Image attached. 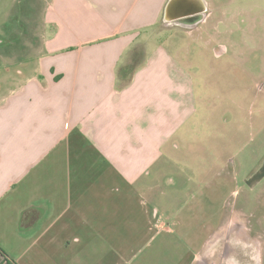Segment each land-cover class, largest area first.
<instances>
[{
	"label": "crops",
	"instance_id": "obj_1",
	"mask_svg": "<svg viewBox=\"0 0 264 264\" xmlns=\"http://www.w3.org/2000/svg\"><path fill=\"white\" fill-rule=\"evenodd\" d=\"M41 1L40 19L30 0L25 25L0 38V46L13 47L0 54V264H159L162 235L176 233L180 211L163 221L158 182L172 181L198 149L189 122L215 112L217 132L200 131L219 150L218 170L204 166L208 191L198 193L211 217L203 245L209 253L220 244L223 264H264V88L249 100L250 139L242 144L236 109L198 95L187 68L156 39L171 28L219 36L225 20L208 26L219 0H200L205 11L193 25L177 24L180 0L170 8L171 0ZM217 44L213 53L221 58L229 48ZM134 50L143 63L123 85L119 72ZM29 55L32 63L23 60ZM231 101L243 108L241 95ZM227 117L237 118L228 142ZM220 182L232 187L227 208L209 199Z\"/></svg>",
	"mask_w": 264,
	"mask_h": 264
},
{
	"label": "rangeland",
	"instance_id": "obj_2",
	"mask_svg": "<svg viewBox=\"0 0 264 264\" xmlns=\"http://www.w3.org/2000/svg\"><path fill=\"white\" fill-rule=\"evenodd\" d=\"M219 2L220 6L216 8L215 14L208 24L209 28L215 29L219 18L225 20L218 27L220 29L219 36L215 37L209 34L200 38L198 32H194L191 36L188 32L181 29L171 28L170 30L162 29L156 39L157 43H162L193 76L196 82L197 94L208 93L212 97L210 100L212 105L224 103L227 109H231L233 112L236 109V116L239 121L241 120L243 127L240 139L241 143L244 144L249 142L250 139L249 132L252 115L248 109L249 100L256 92L260 93V88H264V0H219ZM28 3H30V0H0L1 39L8 35L9 29L16 30L19 28L18 30H20L21 25H25L28 15H30L28 13L30 7ZM41 3V0H37V14L34 17L36 20L40 19L38 16L43 12ZM232 17H234L233 20H231ZM161 25L162 27L168 26L167 23H162ZM7 38L11 41L10 43L23 46L18 43L19 39L15 36L11 38L7 36ZM4 40H6V37ZM218 42L229 48V52L221 58H216L213 53V47ZM12 48H7V45H1L0 54L4 57L7 50ZM6 60L8 61V59ZM23 60L28 63L35 61L32 55L27 56ZM1 62L4 61L2 60ZM10 67L13 66L10 65ZM203 82H208V85H203ZM218 82L220 83L219 86L217 85ZM217 95H221L224 99L218 98ZM240 95L243 97V108L237 111L236 106L238 105H235L231 98ZM261 97L264 98V93ZM263 103L264 99L258 102V104ZM232 117L225 118V126L222 122L223 119L221 118L220 120V123H222L220 126L226 127L227 142L232 138L234 127L237 125V118L235 121ZM207 119L200 115H195L189 122V127L192 128L191 139L193 138L194 140L193 144H198V149L192 150V155L189 152L188 161L177 166V174L175 173L176 175L172 176V181H170L169 176H163L158 182L162 196H158V200L156 199V207L163 221L170 224L171 221L167 219L169 213L173 212L176 215V210L180 211L178 228L174 229L176 233H172L168 237L165 234L162 235V254L160 255L159 264H173L176 261L177 264H192L194 256L198 259L202 257L204 260L208 256L209 260L207 261H210L211 264H223L220 257L222 252L220 244L210 249L209 253L207 252L208 246L203 245L208 232L205 224L211 217L205 210L203 198L199 197L198 193L200 194L201 190L208 191L202 186L206 183L207 174H210L211 171L208 169L204 173V166L206 163H211L213 165L212 168L217 171L218 162L214 159L219 151L216 146L212 147L216 145V140L214 141L211 137V140L207 142L205 134L203 139L211 147L207 145V148L203 145L205 141L201 138L200 131L204 129L209 135H212V133L215 134L217 132L218 128L219 117H217L216 112L214 117L208 119V123L206 122ZM226 150L228 151L226 155L235 151L232 147ZM249 151V149L246 150L243 153V157ZM215 183L218 184L216 179ZM220 184L221 191H212L209 199L211 198L212 203L218 204L222 208H227L226 202L229 201L231 203L234 200L232 187L225 182L226 188L224 190L222 182ZM199 188L201 189L198 190ZM254 207V204L253 207L246 206L248 210ZM194 208L197 210L193 213ZM223 215L222 212L216 213L213 224L211 220V226L216 225ZM228 215L233 217V214ZM230 216L227 219H230ZM260 216V213L254 214L256 219ZM245 219L249 222L251 217ZM166 254H171V259ZM200 261L193 264H199ZM240 264H251V262L242 260Z\"/></svg>",
	"mask_w": 264,
	"mask_h": 264
},
{
	"label": "water",
	"instance_id": "obj_3",
	"mask_svg": "<svg viewBox=\"0 0 264 264\" xmlns=\"http://www.w3.org/2000/svg\"><path fill=\"white\" fill-rule=\"evenodd\" d=\"M183 1L185 5V10L183 9L180 15L177 16V24L187 25L186 22L198 23L202 19V13L205 11L204 8L199 7L200 0H180ZM175 0H171L169 3V8L173 6ZM193 25V24H192Z\"/></svg>",
	"mask_w": 264,
	"mask_h": 264
},
{
	"label": "trees",
	"instance_id": "obj_4",
	"mask_svg": "<svg viewBox=\"0 0 264 264\" xmlns=\"http://www.w3.org/2000/svg\"><path fill=\"white\" fill-rule=\"evenodd\" d=\"M142 63H143V54L137 50H134L131 54L130 62L127 65L121 67L120 72H119V77L121 78L123 85H126L128 82H130L135 70ZM27 213H28V211L23 214L21 222L24 221L25 215Z\"/></svg>",
	"mask_w": 264,
	"mask_h": 264
},
{
	"label": "flooded vegetation",
	"instance_id": "obj_5",
	"mask_svg": "<svg viewBox=\"0 0 264 264\" xmlns=\"http://www.w3.org/2000/svg\"><path fill=\"white\" fill-rule=\"evenodd\" d=\"M191 21H188V22H186L187 23V25H191V24H194V23H190ZM209 257L208 256H206V258H205V260H203V261H200V263L199 264H206V262H207V264H211V262L210 261H207V260H209L208 259ZM215 259V258H214ZM213 260V259H212Z\"/></svg>",
	"mask_w": 264,
	"mask_h": 264
}]
</instances>
